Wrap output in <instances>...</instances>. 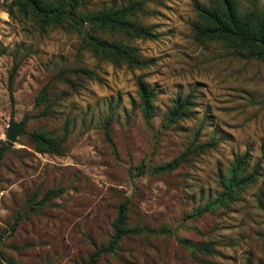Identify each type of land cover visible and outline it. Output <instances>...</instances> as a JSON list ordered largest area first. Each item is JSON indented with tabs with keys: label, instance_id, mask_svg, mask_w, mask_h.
<instances>
[{
	"label": "rangeland",
	"instance_id": "rangeland-1",
	"mask_svg": "<svg viewBox=\"0 0 264 264\" xmlns=\"http://www.w3.org/2000/svg\"><path fill=\"white\" fill-rule=\"evenodd\" d=\"M112 1L125 0H89V8ZM143 1L140 21L156 37L130 43L154 63L137 70L93 56L75 33L37 31L8 16L0 0L1 260L85 264L107 246L117 207L128 200L127 226L141 232L95 264H264V61L194 39L195 4L212 0ZM262 5L238 0L242 10ZM81 69L90 74L74 72ZM139 75L153 94L148 122L139 108ZM42 87L45 115L33 109ZM187 97V112L168 125L172 103ZM24 115L25 135L7 142L8 121ZM34 131L64 135L60 154L38 153L26 137ZM211 139L215 146L197 148ZM244 153L246 172L258 166L254 182L198 213L219 196L221 179ZM178 157L176 168L155 171ZM49 189L62 192L26 206ZM180 240L210 251H190Z\"/></svg>",
	"mask_w": 264,
	"mask_h": 264
},
{
	"label": "trees",
	"instance_id": "trees-1",
	"mask_svg": "<svg viewBox=\"0 0 264 264\" xmlns=\"http://www.w3.org/2000/svg\"><path fill=\"white\" fill-rule=\"evenodd\" d=\"M5 12L10 17H19L26 20L37 31L44 32L50 28H59L75 33L81 47L95 57L111 63L114 66L124 65L129 69H146L153 65L154 59L141 56L131 40H153L155 34L152 27L141 23L140 18L147 11L143 0H125L109 2L99 8L90 9L89 0H3ZM196 21L191 24L194 39L198 42L219 43L225 49L232 51L243 59L264 61V5L259 8L242 10L238 0H212L208 5L195 4ZM16 65L13 66V71ZM12 71V72H13ZM75 73L90 74L85 70H75ZM12 74V73H11ZM9 75V81L12 75ZM135 86L139 98L140 113L144 121L148 122L154 113L153 94L148 89L141 75L135 78ZM11 98V96H10ZM48 90L42 87L33 100V109L42 107L40 115L48 111L46 102ZM187 98L177 99L166 113L168 125L184 116L190 106ZM107 124V123H106ZM106 136L108 138V133ZM27 139L38 153L60 154V148L65 136L56 137L43 131H34L27 134ZM10 144L7 143L3 150ZM213 139L208 144L197 148L202 150L213 147ZM1 155V152H0ZM183 157H178L164 165L155 168V171H170L178 166ZM248 154L234 158L227 175L221 179L222 191L212 202L201 208L208 211L216 205L236 198L240 191L251 185L257 176V165L246 172ZM62 189H49L43 193L38 203L28 199L26 206L32 208L40 203L56 198ZM125 200L117 207L116 218L111 224L112 235L107 246L95 249L89 256L87 263L95 264L103 253H112L118 242L127 236L137 235L141 228L136 225L127 226V207ZM17 221H14V225ZM151 234H170L169 230L156 231L148 229ZM190 251H207L206 246H194L187 240L179 241ZM0 264H18L12 259L0 258Z\"/></svg>",
	"mask_w": 264,
	"mask_h": 264
},
{
	"label": "water",
	"instance_id": "water-1",
	"mask_svg": "<svg viewBox=\"0 0 264 264\" xmlns=\"http://www.w3.org/2000/svg\"><path fill=\"white\" fill-rule=\"evenodd\" d=\"M27 120V115H24L22 120L18 123L12 121L11 119L8 121V125L6 127L5 139L9 143H14L18 136H24L25 130L24 126Z\"/></svg>",
	"mask_w": 264,
	"mask_h": 264
}]
</instances>
